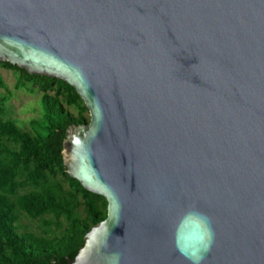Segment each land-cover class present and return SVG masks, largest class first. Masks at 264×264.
Returning a JSON list of instances; mask_svg holds the SVG:
<instances>
[{
  "label": "water",
  "instance_id": "1",
  "mask_svg": "<svg viewBox=\"0 0 264 264\" xmlns=\"http://www.w3.org/2000/svg\"><path fill=\"white\" fill-rule=\"evenodd\" d=\"M0 62L90 116L62 155L107 218L67 264H264V0H0Z\"/></svg>",
  "mask_w": 264,
  "mask_h": 264
},
{
  "label": "trees",
  "instance_id": "2",
  "mask_svg": "<svg viewBox=\"0 0 264 264\" xmlns=\"http://www.w3.org/2000/svg\"><path fill=\"white\" fill-rule=\"evenodd\" d=\"M0 68L17 72V89L37 88L42 109L29 130L15 120L0 119V264H67L66 258L84 247L91 228L107 218V201L68 175L62 155L69 131L89 123L83 116L88 110L64 81L31 75L9 63L0 62ZM5 88L0 74V89ZM5 103L0 96V115ZM22 218L40 223L45 236L25 231ZM62 220L66 228L61 236L50 238L53 226L62 228Z\"/></svg>",
  "mask_w": 264,
  "mask_h": 264
},
{
  "label": "rangeland",
  "instance_id": "3",
  "mask_svg": "<svg viewBox=\"0 0 264 264\" xmlns=\"http://www.w3.org/2000/svg\"><path fill=\"white\" fill-rule=\"evenodd\" d=\"M0 74L6 85L5 89H0V96L6 98L5 113L0 115V119L15 120L19 127H22L24 130H29L30 121L39 119L42 114L41 92H39L37 88H35L34 92H29L25 89H17L18 74L13 70L0 68ZM64 107L76 116L78 115L74 107H68L66 104H64ZM83 116L88 122L90 121L88 112H85ZM78 213L81 218H84L85 214L83 208L79 209ZM61 224V231L53 226L52 231L55 233H50V238L61 236L63 229L66 228V222L62 220ZM21 226L24 227L27 232L35 233L38 236H45L43 233L44 228H41V224L36 221L22 218Z\"/></svg>",
  "mask_w": 264,
  "mask_h": 264
}]
</instances>
